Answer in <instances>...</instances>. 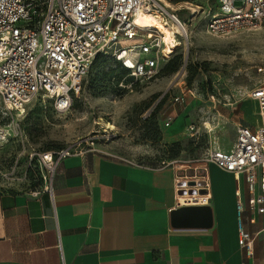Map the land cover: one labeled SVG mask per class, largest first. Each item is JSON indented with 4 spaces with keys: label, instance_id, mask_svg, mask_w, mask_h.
<instances>
[{
    "label": "built area",
    "instance_id": "2783aa9c",
    "mask_svg": "<svg viewBox=\"0 0 264 264\" xmlns=\"http://www.w3.org/2000/svg\"><path fill=\"white\" fill-rule=\"evenodd\" d=\"M206 2L210 34L250 31L264 23V0ZM149 13L159 14L164 24L175 22L183 31L173 30L166 36L161 28L142 26L139 20ZM184 25L176 9H163L158 0H0V149L10 140L25 141L20 124L15 119L3 123L1 117L23 114L27 104L40 97L52 100L56 111H67L99 55L122 70L120 85L126 89L157 78L180 45ZM250 97L258 103V124H238L231 148L210 145L192 164L168 160L143 164L98 147L91 136L56 149L31 151L25 179L30 186L39 182L54 198L53 179L62 160L97 152L152 169L175 165L181 170L176 177L180 203L207 204L211 198L209 164L214 163L237 180L238 242L246 256H252L260 230L247 229L244 212L246 203L251 210L264 212V83L253 88ZM188 129L198 131V126L190 123ZM241 180L248 191L246 199ZM189 181L196 184L188 185ZM193 188L196 191L191 192ZM39 191L38 187L33 193Z\"/></svg>",
    "mask_w": 264,
    "mask_h": 264
},
{
    "label": "rangeland",
    "instance_id": "374dc122",
    "mask_svg": "<svg viewBox=\"0 0 264 264\" xmlns=\"http://www.w3.org/2000/svg\"><path fill=\"white\" fill-rule=\"evenodd\" d=\"M169 1L188 31L157 78L126 89L113 62L100 58L67 111H56L52 100L40 97L23 114L1 117L3 123L15 119L25 141L10 140L0 149V192L16 184L29 186L24 172L27 154L34 150L94 136L98 147L143 164L188 165L210 145L231 148L238 124L258 123V114L247 118L246 113H257L250 92L264 83V23L250 31L213 35L206 30V0ZM156 16L153 23L162 24ZM165 30L169 36L174 29ZM190 123L198 131L188 129Z\"/></svg>",
    "mask_w": 264,
    "mask_h": 264
},
{
    "label": "crops",
    "instance_id": "0c3cea01",
    "mask_svg": "<svg viewBox=\"0 0 264 264\" xmlns=\"http://www.w3.org/2000/svg\"><path fill=\"white\" fill-rule=\"evenodd\" d=\"M180 172L97 152L63 159L54 198L40 183L0 192V264H264V212L247 203L246 227L260 234L252 256L239 245L234 174L210 163L209 202L184 204ZM190 205L209 206L211 222L176 225L173 211Z\"/></svg>",
    "mask_w": 264,
    "mask_h": 264
},
{
    "label": "water",
    "instance_id": "95a60500",
    "mask_svg": "<svg viewBox=\"0 0 264 264\" xmlns=\"http://www.w3.org/2000/svg\"><path fill=\"white\" fill-rule=\"evenodd\" d=\"M201 182L200 184H203ZM194 181H189L188 185H195ZM183 185V183H182ZM196 191L195 188L191 192ZM184 193V189L181 190ZM202 218V222L209 224L211 222V209L207 205H190L178 207L173 211V221L176 225H182L184 221L194 223Z\"/></svg>",
    "mask_w": 264,
    "mask_h": 264
},
{
    "label": "bare ground",
    "instance_id": "6f19581e",
    "mask_svg": "<svg viewBox=\"0 0 264 264\" xmlns=\"http://www.w3.org/2000/svg\"><path fill=\"white\" fill-rule=\"evenodd\" d=\"M164 3V5H162V8L163 9H174V5L169 1V0H162ZM194 9V8H193ZM193 11V10H192ZM194 13V12H193ZM157 16H156V13H149L147 15H145L144 17H142L139 22L142 26H145V27H148V26H152V27H158V28H161L164 32H165V35H166V30L165 28L168 26V28L170 30H176L177 32H181L183 31V29L178 25L176 24L175 22H172V24H164L162 22V24L160 23H153L155 20H156ZM185 26V29L187 30V27L186 25ZM173 28V29H172ZM188 31V30H187ZM172 34V33H171ZM172 51V50H171ZM181 197V200L184 199V196H180Z\"/></svg>",
    "mask_w": 264,
    "mask_h": 264
},
{
    "label": "trees",
    "instance_id": "16d2710c",
    "mask_svg": "<svg viewBox=\"0 0 264 264\" xmlns=\"http://www.w3.org/2000/svg\"><path fill=\"white\" fill-rule=\"evenodd\" d=\"M100 58H108V57H105V56H102V55H99L96 59H100ZM116 70L121 74L122 70L120 68H116ZM35 184H39V182H35Z\"/></svg>",
    "mask_w": 264,
    "mask_h": 264
}]
</instances>
